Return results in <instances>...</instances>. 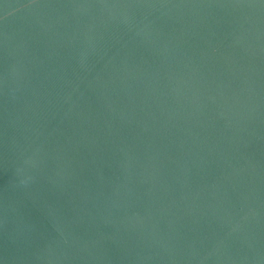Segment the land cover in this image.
Returning a JSON list of instances; mask_svg holds the SVG:
<instances>
[{"label":"water","instance_id":"water-1","mask_svg":"<svg viewBox=\"0 0 264 264\" xmlns=\"http://www.w3.org/2000/svg\"><path fill=\"white\" fill-rule=\"evenodd\" d=\"M0 264H264V0H0Z\"/></svg>","mask_w":264,"mask_h":264}]
</instances>
